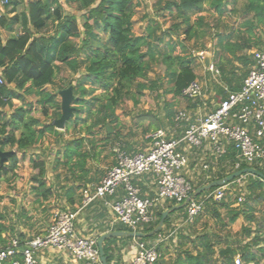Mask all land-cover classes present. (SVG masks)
<instances>
[{
	"label": "trees",
	"instance_id": "1",
	"mask_svg": "<svg viewBox=\"0 0 264 264\" xmlns=\"http://www.w3.org/2000/svg\"><path fill=\"white\" fill-rule=\"evenodd\" d=\"M23 1L7 0L3 10L10 8L6 13L0 9V69L5 78V82L0 84V116H2L1 109L6 105H11L12 99L21 98L23 94H31L38 96V102L42 104V112L45 116L48 115L46 104L51 107L56 105L57 110L54 109L53 111V119L58 118L61 115L60 103H56L53 92L44 89L45 85L51 84L53 81L57 66L56 61L66 65L73 73H78L82 64H84L85 69V74L79 75L75 79L73 103L77 106L74 109V117L65 122L64 130L70 127L72 121L81 119L85 122L86 118L89 117L92 121L87 126L86 131L93 133L92 128L98 125L114 129L112 124L117 119L115 110L124 100L131 99L137 105V94H141L145 89L157 87L158 89L163 87L162 92L165 94L169 92L174 96H182V90L197 78L192 66L193 59L191 55L186 54V45L183 41L172 38L164 41L163 36L157 34L160 27L157 24L156 26L151 24L153 20L147 23L143 34H133L131 19L134 6L132 0H65L64 2L59 0H27L25 8L18 11V7L23 4ZM244 1L242 11L245 19L242 26L246 28L245 30L250 34V37L244 38L241 43L229 44L230 47H228V51L241 64V67L225 69V65L219 63V69H221L223 79L228 84L227 88L230 91L240 89L252 63L249 53L245 52L238 55L237 52L244 49L248 51L262 49L264 43L260 36L255 34V29L264 25V0ZM64 4L68 9L80 12V14L67 11ZM205 4L222 14L229 4V0H165L162 7L163 10L174 13L176 17L183 19L187 25L186 39H189L196 32L194 26L189 23V14L197 12L200 17L197 24L202 25L203 21L200 14L204 10ZM49 24L53 25L54 30L47 35L35 36L30 30V27H33L40 31ZM15 25L21 26L22 34H13ZM173 26L176 31L179 24L174 23ZM102 33L106 36V41L103 44L101 43ZM73 38H78L79 42L73 41ZM156 45H161L162 49L158 51ZM82 52H85L84 58H80ZM155 62H159L165 69L168 76L166 85H162V82L158 81H153L150 84L140 81L141 79L147 81L148 72ZM83 80H89L90 86L86 87ZM11 83H14V87L9 86ZM96 84L102 88L100 94H94L95 89L92 85ZM218 94L221 97L226 96L224 89H220ZM187 100L190 101V99ZM165 106L168 121L174 124L175 112L171 108L173 104L166 103ZM189 106L196 108L194 103ZM82 110L86 111L84 118H80ZM46 132L58 134L61 130L56 129L51 123L41 124L37 118L28 114L27 109L18 106L13 110L7 123L0 121V150L3 151L5 145L15 146L18 151H21L22 158L27 150L42 141ZM106 133V137L111 135L109 130ZM112 134L117 135L118 133L113 130ZM83 138L80 137L64 143L63 150L56 152L61 155L62 163L67 165L72 178H70L71 185L64 187L69 210H74L75 204L80 202L81 188L87 183L97 182L85 168V160L90 153L81 150ZM119 144L123 145V143ZM125 146H122L123 149L129 152L130 145L126 144ZM5 158L2 163L0 158V172L3 171L4 173L8 168L5 165L7 160L11 162V168L19 161L16 153H12L7 159ZM56 161L57 163L60 162L58 159ZM236 161H238L237 151L230 144L227 146L226 152L217 160L214 170H209L210 177L201 178L193 190L195 191L199 187L235 171L234 164ZM246 166L245 163L239 164V168ZM33 167L38 168L37 175L32 178L38 184L33 188L42 195L43 199H47L52 192L43 181L45 175L44 161L34 160ZM255 168L264 173L260 168L256 166ZM246 177L249 181L246 187L250 198L254 196L255 189L264 187V181L251 174ZM234 180L230 181L229 184ZM202 193L198 194L197 197ZM257 195L263 196V192ZM172 205L167 208L172 207ZM220 208L226 210V221L223 220L219 211ZM181 209L184 210V206L174 211ZM163 211L164 209L156 210L155 220L144 227L142 232L146 233L152 230L157 225ZM172 213L173 211L165 217L162 228L155 234L138 239L140 241L156 240L170 224ZM203 214L211 215L220 227L234 223L240 214L247 215L249 221L253 219L252 213L231 207V202L226 197L219 201H207L204 211L195 220L197 221ZM2 218L3 215L0 213V244L5 245L9 237L2 236L8 230L1 221ZM11 229L13 230V228ZM111 230L126 231L129 228L117 225ZM251 230L246 225L242 226V233L246 238L251 236ZM16 236L20 240L25 239L23 233ZM216 237L218 234L214 231L196 235L192 240L194 243V251H192L189 248H184V242L181 241L184 238H191V236L180 234L175 249L174 264H217V262L219 264H236L234 262L235 256H239L243 263L256 264L261 258H264V246H260V243L264 242V238H261L259 234H254L249 241L242 245L236 238L226 240V248L229 247L230 251L221 254L220 251L223 248H220L217 257H215V245L219 240ZM129 240H131L129 237H112L103 242V250L107 256L108 264L121 262V250ZM235 244H237L236 247ZM252 248H257L260 254L257 255L255 251H252ZM15 258L18 259L19 256ZM158 262L159 259L154 264H159Z\"/></svg>",
	"mask_w": 264,
	"mask_h": 264
},
{
	"label": "rangeland",
	"instance_id": "2",
	"mask_svg": "<svg viewBox=\"0 0 264 264\" xmlns=\"http://www.w3.org/2000/svg\"><path fill=\"white\" fill-rule=\"evenodd\" d=\"M26 2L27 0L23 1V4L18 7V11L25 8ZM132 3L134 6L131 19L133 34H143L147 23L153 20L151 24L153 26L157 24L160 27V31H157V34L163 36L164 41H167L169 38L183 41L186 45V54L191 55L193 59L192 66L197 75L196 80L201 86V94L189 101L183 96H174L169 92L166 94L163 93V87L161 89H158V87L155 89L148 88L143 90L141 94L135 92L138 98L137 105L133 103V100L126 99L116 108L115 114L117 115V119L112 124L114 129L98 125L92 128L93 133L86 131L87 126L91 124L92 121L89 117L86 118L85 122L81 119L72 121L67 130L62 129L58 134L46 132L42 141L35 147L27 150L22 158L21 151H18L15 146L5 145L3 151H12L16 153L19 161L11 168V162L7 160L5 162L6 167H8L7 171L5 173L3 171L0 172V213L3 215L1 221L8 228V230L3 233V237L16 236L19 233H23L24 236L28 238L32 235H40L44 233L47 227L52 223L55 211L69 209L64 187L71 185L72 178L67 165L62 163L61 155L56 153L57 151L61 152L63 150L64 143L84 137L81 150L90 153L85 160V168L88 169L89 175L95 178V180H98L113 164L114 160L111 147L114 143H123L124 146L129 144L131 147L129 152H135L147 147V137L158 128H164L169 136L180 135L184 129L185 123H182L179 128H175L174 124L168 121L165 104L171 103L173 104L171 108L174 112L184 110L191 117L204 114L216 102V95H220L218 94L220 89H228V84L223 79L221 69H219V63L224 64L225 69L241 67V64L236 61L231 52L228 51V47H230L229 44L241 43L244 38L250 37V34L245 30L246 28L242 26V22L245 19L242 11L245 3L244 0H229V4L222 14H219L213 8L205 4L204 10H202L200 14L202 17L201 20L203 21L202 25L197 24L200 20L198 13H190L189 23L194 26L196 32L195 35L189 39H186L185 30L187 29V25L183 22V19L176 17L174 13L163 10L162 6L165 0H132ZM9 8L2 10L6 13ZM65 9L77 15L80 14V12L68 9L66 5ZM174 23L179 24L176 31L173 26ZM30 30L35 36H40L50 34L54 30V27L49 24L40 31L35 30L33 27H30ZM255 32L264 42V25H260L258 29H255ZM22 33L23 30L21 26L15 25L13 34L19 35ZM102 36L101 43L103 44L106 41V36L105 34ZM73 41L78 43L79 39L73 38ZM162 46L156 45L158 51L162 49ZM245 52L249 53L248 50L244 49L238 51L237 54L239 55ZM84 55L85 52L80 53V58H84ZM205 55L210 57V63H213L214 67L218 69V72H213L214 74H212L205 68L202 58V56ZM55 64L57 66L53 81L51 84L45 85L44 89L53 92L56 103H60L58 91L68 87L70 82L74 89L76 83L75 79L79 75L83 76L85 74V69L84 64H82L79 72L73 73L66 65L58 61H56ZM140 81L148 82V84L153 81H158L162 82V85H166L168 76L164 67L159 62H155L148 72L147 81L143 79ZM83 84L86 87L90 86L89 80H83ZM9 86L14 87V83L9 84ZM92 86L95 89L94 94H100L102 88L97 84ZM86 97L89 98L91 96ZM191 103L196 104V108L190 107L189 105ZM71 105L74 107L77 106L73 102ZM18 106H23L27 109L28 114L37 118L41 124L51 123L54 118L53 111L54 109L57 110L56 105L51 107L49 104H46V107H48V115L45 116L42 112V104L38 102V96L23 94L21 98L12 99L11 105H6L1 109L2 116H0V121L7 123L13 110ZM73 117H71V119ZM84 117H86V111L82 110L80 118ZM107 130L111 133L108 137H106ZM113 130H116L118 134H112ZM16 135H18V132H16ZM116 136H118V138H116ZM106 138L107 140L105 141ZM8 157L9 156L5 159ZM192 158V156L189 157V165L187 168V173L189 174H185L194 187L204 176V172L200 168L198 160L196 161ZM57 159L60 161L59 163H57ZM34 160L44 161L45 175L43 176V181L47 187H50L52 192L47 199H43L42 195L37 193L33 188L38 184L32 179L33 176L38 173V168L33 167ZM248 182L247 177L240 182L242 191H239L240 186L237 187L238 183H232L229 185L225 197L231 202V207L240 209L241 211L243 209L246 213H252V220L249 221L247 215L240 214L234 223H230L225 227H220L211 215L203 214L192 224H186L180 220L179 227L176 228L177 230L159 243V252L161 256L158 263L174 264L175 249L180 234L191 236V238H184L181 241L184 242V248H189L194 251V243H192V240L195 236L204 232L214 231L218 234L216 239L219 240L215 245V257L218 256V250L220 248L226 249V240L228 239L236 238L239 240V244L242 245L249 241L254 234H259L261 238H264V187L255 189L254 196L249 198V192L246 187ZM242 192H244L245 200L240 204H236L235 199L237 195ZM260 192H263V196L257 195ZM202 194L200 196H202ZM184 211L185 210L181 209L173 211L172 214L180 215L179 217L184 219ZM219 211L223 220L226 221V210L220 208ZM117 225L121 224L117 223L115 226ZM245 225L252 229L249 238H246L242 233V226ZM11 228H13V230ZM168 228L161 233L159 238L166 237L169 234L168 232L170 230L167 231ZM191 233L193 234L191 235ZM129 238H131V240L128 242L134 243V241H140L138 238ZM236 246L237 244H235V247ZM260 246H264V242H261ZM252 251H255L257 255L260 254L257 248H252ZM236 257L238 256H235V259ZM240 261V264H246L243 263L241 258ZM217 264H219V262H217ZM256 264H264V258H261Z\"/></svg>",
	"mask_w": 264,
	"mask_h": 264
},
{
	"label": "built area",
	"instance_id": "3",
	"mask_svg": "<svg viewBox=\"0 0 264 264\" xmlns=\"http://www.w3.org/2000/svg\"><path fill=\"white\" fill-rule=\"evenodd\" d=\"M6 2L0 0L1 10ZM249 55L252 63L240 89L230 91L223 87L226 96L216 95V102L204 114L191 117L184 110L176 111L174 127L179 128L185 123L180 135L169 136L164 128H158L147 137V147L135 152H127L118 142L114 143L111 147L113 165L98 182L87 183L81 189L80 204L74 210L55 211L52 223L40 235L24 240L9 237L5 245L0 244V264H43L40 257L47 251L66 253L81 264H101L97 234H80L75 226L78 213L97 199L111 209L116 223L130 231L142 232L155 220L157 205L165 201L183 204L185 218L182 222L192 224L204 211L205 203L223 199L232 183H238L237 187L240 186L239 191H242L240 182L248 174L235 178L231 184L206 191L198 198L193 197L195 191L185 173L192 156L209 178V170H214L217 160L230 144L240 151L235 170L241 169L240 163L264 170V49H252ZM206 69L212 74L218 72L212 62ZM4 82L0 69V84ZM200 94L201 86L197 80L182 90V96L191 100ZM144 175L150 176L154 183L151 196L141 194L137 185ZM243 200L244 192L237 195L235 203L240 204ZM174 232L151 242L134 241L130 259L115 264H154L160 257L159 243ZM240 262V257H236L235 263Z\"/></svg>",
	"mask_w": 264,
	"mask_h": 264
},
{
	"label": "crops",
	"instance_id": "4",
	"mask_svg": "<svg viewBox=\"0 0 264 264\" xmlns=\"http://www.w3.org/2000/svg\"><path fill=\"white\" fill-rule=\"evenodd\" d=\"M262 49H264V43L262 45ZM250 51H249V53H250ZM113 163H114V161H113ZM187 172H188V170H187ZM187 174H189V173H187ZM202 178L205 179L206 175H204ZM99 180H100V178L97 180V182ZM90 183H96V182L94 181V182H90ZM137 185L140 189L141 194H143V195L151 196L154 192V183H153L152 178L150 176L144 175L143 177H141L137 181ZM80 196L82 198V193L80 194ZM79 204H80V202L75 204L74 208ZM169 205H172V204L168 201H165V202L157 205L155 210L169 209V208H167ZM174 205L175 204H173L172 207ZM179 216L180 215L171 214L170 224L168 225L169 228L167 227L168 228L167 231L170 230L168 233H170L173 229L177 230L176 228L179 227V221L180 220L183 221V218H181ZM116 224L117 223L115 222L114 215H113L111 209L107 205H105L101 199H97V200L91 202L86 208L81 210L78 213L77 219L75 222V226H76L77 231L83 235H88V234H93V233L98 235V234H102V233L107 232V231H112L111 229ZM102 230H104V232H102ZM27 236H29V235H27ZM160 236H161V234L159 235V237ZM149 242H151V241H149ZM117 244L119 245V242ZM132 244H133V242H128L125 245V247H123V249L121 250V254H122L121 255L122 256L121 261H126V260L130 259L132 252H133L132 251ZM40 258H41L40 260L43 264H81L80 262L75 261L73 258H71L66 253H58L55 251H47Z\"/></svg>",
	"mask_w": 264,
	"mask_h": 264
},
{
	"label": "water",
	"instance_id": "5",
	"mask_svg": "<svg viewBox=\"0 0 264 264\" xmlns=\"http://www.w3.org/2000/svg\"><path fill=\"white\" fill-rule=\"evenodd\" d=\"M203 63L205 68H208L210 65V57L208 55L203 56ZM58 94L60 96V112L61 115L53 119L51 121V124L54 125L56 129L62 130L64 128L65 122L74 116V109L75 107L71 105L74 99V94H73V85H69L68 87L64 89H60L58 91ZM13 152H5L0 150V158H1V163L3 162L4 158L7 156H10ZM237 153H240L238 150ZM243 174H251L254 176H257L260 178L262 181H264V173L261 172L260 170L253 168V167H244L238 170H235L231 172L230 174L226 175L223 178L215 179L208 184L199 187L198 189L195 190L193 193V197L197 196L198 194L212 188V187H218L225 185L226 183H229L233 179L243 175ZM183 204L180 205H174L173 207L166 209L162 212L161 218L159 219L157 225L150 231L148 232H141V231H121V230H112V231H107L102 234H100L97 238V247L99 250V255H100V261L101 264H108L107 263V256L105 255V252L103 250V242L112 237H133V238H140V237H149L153 234H155L158 230H160L163 226L164 219L165 217L171 212L176 209L182 208ZM230 251V248H226L220 251L221 254H224L225 252Z\"/></svg>",
	"mask_w": 264,
	"mask_h": 264
}]
</instances>
